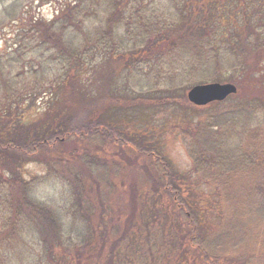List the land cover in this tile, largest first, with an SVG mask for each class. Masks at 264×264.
<instances>
[{"label": "trees", "instance_id": "16d2710c", "mask_svg": "<svg viewBox=\"0 0 264 264\" xmlns=\"http://www.w3.org/2000/svg\"><path fill=\"white\" fill-rule=\"evenodd\" d=\"M6 14L10 16L7 21L0 16L1 29L10 18L18 21L13 28L15 47L8 54L0 53V251L3 246L41 243L43 250H28L32 253L28 254L32 256L30 264H59V260L74 264L65 253L59 255L49 246L66 242L54 233L61 227L59 215L30 198L29 181L17 175L26 163L37 160L35 155L59 162L50 156L55 143L75 137L84 143L86 155L95 154L106 164L108 153L101 152L113 145L149 159L155 180L148 213L152 218H180L185 223L187 247L193 249L199 264H248L249 257L236 261L220 254L224 250L218 248L221 244L224 253L240 247L264 254V171L259 169H264V92L249 90L195 106L180 89L189 79L180 77L181 73L168 79L161 76L159 84L167 89L136 96L118 91L121 73H110L119 66L126 72H138L136 67L144 63L147 53L164 56L177 47L194 53L215 51L218 56L195 60L207 67L209 60L215 59L227 71L235 69L233 73H240V79L238 76L234 82L240 89L246 88V76L255 83L257 78L264 81V61L261 64L253 57L264 50V0H63L49 20L13 19L14 15ZM222 39L225 45L216 47ZM212 69L220 74V66L214 64ZM130 74L125 73L123 85H128ZM39 99L44 104L41 111L36 103ZM65 100L68 103L64 105ZM172 104L186 115L171 124L191 163L185 173L176 170L158 144L161 139L156 136L166 125L152 119L149 133H145L132 125V120H142L140 114L123 119L113 112L117 106L142 112ZM193 175L197 180L188 178ZM197 185L210 186L219 198L216 215L222 226L209 238L216 245L211 250L202 243L208 228L203 218L215 212H211L210 201L205 203L204 192L202 198L196 197L193 189ZM251 193L261 202H255ZM22 231L28 233L27 238L19 237ZM115 236L110 230V237ZM101 238L97 247L106 253ZM175 244L176 248L161 254L160 261L174 264L184 256V244ZM114 253L115 249L106 253L108 264ZM4 256L0 252V262Z\"/></svg>", "mask_w": 264, "mask_h": 264}, {"label": "rangeland", "instance_id": "374dc122", "mask_svg": "<svg viewBox=\"0 0 264 264\" xmlns=\"http://www.w3.org/2000/svg\"><path fill=\"white\" fill-rule=\"evenodd\" d=\"M62 2L63 0H0V16L7 21L10 17L6 14L8 12L10 15H14L15 18L13 19L17 17H35L49 20L58 12ZM17 21V19L12 20L10 18L4 27L0 28L1 54H8L15 47V44L13 45V34L15 32L13 28ZM200 35L202 39H207V36ZM197 43H200V41ZM225 43L226 40L222 39L215 44L216 47L221 48ZM187 47L190 46L187 45ZM169 51H171L170 54L165 53L164 56H159L158 52L155 51L150 54L147 53L144 63H139L136 67L138 72L129 69L126 72L121 66L116 68L115 72L114 69H110V73H121L117 77L116 87L119 88L118 91L135 96L141 95L147 90L158 93L160 90L167 89L162 88V84H159L161 76L168 79L173 73H181L180 77L184 75L189 78L187 81L185 80L187 83L184 82L186 83L183 85L184 89L180 87L182 92L185 90V93L190 87L200 83L230 82L236 85L234 79L240 73H233L236 71L235 69L227 71L222 62H217L215 59L209 60L210 64L207 67L204 64L202 66L201 62L195 60V57L204 60L206 56L211 58L218 56L215 51L207 50L205 54L202 52H195V54L194 51L181 50L177 47H172ZM262 55H264V50H259L254 53L253 57L262 64L264 58H259ZM235 57L239 61L237 55ZM178 59L179 61H177ZM191 64L201 66L193 69L190 66ZM214 64L221 67V71L218 72L220 74L212 69ZM200 67L202 68L200 69ZM54 72L55 70H52V73ZM125 73H132L127 79L128 85L126 86L123 85L125 84ZM199 73L202 75L197 76ZM258 73L263 72L259 71ZM190 75L192 78H190ZM186 78H181V80ZM238 79H240V76ZM243 81L246 88L240 89L236 85L238 93L235 94L243 95V92L247 93L249 90L264 92L262 78H257L255 83L247 79L246 76ZM178 89L177 92L180 93ZM151 97L153 96H149V98ZM77 102L74 103L75 106H77ZM36 103H38V110L41 111L44 104L41 103L40 99ZM67 103L68 100H65L64 105ZM40 105L41 108H39ZM139 110L135 107L123 109L117 106L113 108V112H117L116 116H121L120 118L123 119H132L130 115L137 116L140 114L142 120L138 122L132 120V125L145 133H149L148 129L152 119L154 122L155 120L158 121L161 126L166 125V129L156 136L157 140L161 139V143L158 142V144L162 146V149L164 148L176 170L180 173L187 172L191 166L189 157L184 144L174 135L176 132L175 129H172L174 124L171 125L174 121H179L186 115L182 114L177 104L164 105L157 109H144L142 112ZM256 118H260L259 114L256 115ZM78 140L75 137L62 138L58 143L53 144L54 148H51L52 153L50 154L53 159L58 158L59 162H55V160L45 161L43 160L44 157L35 155L37 160L26 163L23 170H20L21 173L17 175L25 177L29 181L30 198L35 197L38 201L47 204L59 215L57 221L60 222L61 227L55 230L54 233L62 236L66 242L56 241L49 246L55 248L59 255H61V251L65 253V256L70 258L74 264H108L109 257L106 253L113 249H115V253L111 264H166L160 261L161 254H167L172 248H176L175 242H182L184 248L186 247L185 254L174 264L198 263L199 261H195L193 257V249L187 247L186 238L188 239V237L184 233L185 223L180 221V218L175 221L172 217L168 218L166 216L152 218L148 213L150 207L153 206L152 192L155 180L149 159L133 156L130 154L131 152L129 153L128 148H118V146L113 145L105 147L101 152L104 155L108 153V155H105V159L108 160V164H106L99 157L96 158L95 154L88 153L86 155V151L83 149V147L85 148L84 143ZM81 158L83 159L81 160ZM247 167L249 168V166ZM262 167L259 168L261 169L260 172L264 171ZM186 176H188V173ZM188 178L197 180L194 175ZM193 191L197 194L196 197L199 196V198H202L201 193L204 192V195H206L203 196L205 203L208 205L210 201L212 205L211 212H213L212 210L215 212L203 218L207 219L208 228L205 231L207 234L206 240L204 242L203 239L202 243H206V248L211 250L216 245L213 246L209 238L212 234L213 238L222 226V224L220 226V219L216 215L219 209V198L215 192L213 193L210 186L197 185ZM237 197H239V193ZM251 197L255 202H261L257 197L254 198L252 193ZM169 204L173 207L174 212L175 210L178 212L172 203L169 202ZM255 206L256 203L253 207ZM173 221L174 223L171 224ZM54 228L55 226L52 227V230ZM110 230L116 235L114 238L110 237ZM247 233V231L243 232V234ZM252 233L253 231L250 230V236ZM27 235L28 233L22 231L19 237L27 238ZM76 235L77 240H75ZM100 237H102V247L103 244L107 245L106 253L104 250L100 251L97 247L99 244L98 238ZM28 240L31 241V239ZM262 240L264 241V238ZM75 241L76 244H74ZM170 246L171 248H169ZM218 248L225 250L222 244ZM38 249L43 250L41 243H19L10 247L3 246L0 252H4L5 256L4 261L0 264H30L32 256L28 254L32 253L29 251ZM233 249L227 253H224V250H222V253L217 250L216 252L229 258L232 257L236 261L249 257L248 264H264V254L259 251L240 247ZM20 251H24V254L22 255ZM58 262L61 263L60 260ZM61 264H67V261Z\"/></svg>", "mask_w": 264, "mask_h": 264}, {"label": "water", "instance_id": "95a60500", "mask_svg": "<svg viewBox=\"0 0 264 264\" xmlns=\"http://www.w3.org/2000/svg\"><path fill=\"white\" fill-rule=\"evenodd\" d=\"M237 93V87L230 82H208L193 85L187 91V99L196 106H204L210 102L224 100Z\"/></svg>", "mask_w": 264, "mask_h": 264}]
</instances>
